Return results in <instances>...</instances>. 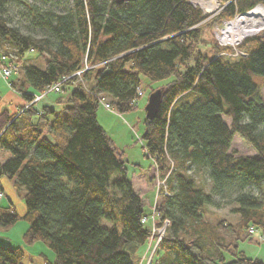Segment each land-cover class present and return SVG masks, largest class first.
Returning <instances> with one entry per match:
<instances>
[{
    "label": "trees",
    "instance_id": "16d2710c",
    "mask_svg": "<svg viewBox=\"0 0 264 264\" xmlns=\"http://www.w3.org/2000/svg\"><path fill=\"white\" fill-rule=\"evenodd\" d=\"M220 2L215 19L264 6ZM12 6L24 31L5 16ZM205 15L189 0H0V42L19 57L42 59L22 66L17 91L26 104L0 111V150L8 153L0 176L12 180L25 207L20 214L12 201L0 204V225L26 220L23 240L54 251L44 264H138L133 253L151 234L142 194L153 189L155 171L128 175L96 108L102 94L118 112L134 108L141 75L172 76L159 87V109L145 117L141 135L165 181L153 207L156 224L166 220L153 264H264L238 247L251 235L248 226L264 233V32L235 46L244 55L220 53L233 50L226 44L207 54L198 50ZM85 65L86 84L75 74ZM60 80L63 106L27 105L34 91ZM234 134L253 154L236 152ZM189 170L209 179V191ZM222 203L237 222L203 214ZM226 236L234 237L228 247ZM23 256L21 246L0 243V264H23Z\"/></svg>",
    "mask_w": 264,
    "mask_h": 264
},
{
    "label": "rangeland",
    "instance_id": "374dc122",
    "mask_svg": "<svg viewBox=\"0 0 264 264\" xmlns=\"http://www.w3.org/2000/svg\"><path fill=\"white\" fill-rule=\"evenodd\" d=\"M193 5L201 8L203 12L206 14L202 22H204L201 26L202 34L200 37V42L198 43V50L201 52H205L207 54H213L215 52L216 45L219 44L220 46L229 45L232 51L235 49H239L235 47L245 36L249 35H262L264 32V23L260 25V27L254 32L249 33L243 36L234 42H229L227 40L222 39L223 34V25L225 22L233 20L236 17H239L241 14H235L231 18H222V19H215L217 18V14L221 11L222 3L220 0L216 7L211 8V10H207L206 8L202 7L201 4L197 3L195 0H189ZM53 6L57 9H61L63 3L57 4V6ZM17 7H10L7 15H5L8 20L9 24L20 26L21 30L24 31V26L22 24L23 20L20 19V16L17 14ZM231 51V52H232ZM228 51H222L220 53L228 55ZM29 58V59H28ZM13 62L15 65V72L12 71L8 76L4 75L3 71L1 70L4 68V64L9 65ZM31 64L34 63L38 66L42 65V59L36 58L33 52L26 53L25 55H21L20 57L16 54V49L13 48L12 45L9 43L0 42V111L2 109H6L9 113L18 112L21 109V106L26 103L23 96H21L20 92L17 91V87L21 83L22 79V66L23 64ZM89 67L88 65H86ZM86 67V68H87ZM85 70V67L82 69ZM81 72V71H80ZM82 74V73H81ZM80 82L85 83L84 77L79 75ZM78 76V77H79ZM141 83L140 87L138 88L139 92L137 93V100L136 105L134 108L124 111L118 112L113 106L109 103L110 99L105 94H102V98L104 101L109 103V109L104 108L103 104L99 101L96 110V119L99 121L102 128L106 131L108 137L113 141V144L118 149V151L122 152V158L126 161L127 165V172L129 176H132L133 173H140L143 170L148 169L150 166H153V171H155V183L151 184L153 189H149L142 194L145 203V211H147L146 219L144 220V224L150 226L151 234L150 237L147 239L150 252L149 255L146 257L142 263L138 260L139 254H142L144 245H139L136 249L135 253H133V258L138 261V264H151L149 263L152 261L155 263L156 257L154 256V249L155 245L157 244L158 239L161 237V234L165 228V221L161 224H156L157 217L154 213L153 207L156 205V197H157V189L159 185H164V178L159 175V172L156 168L155 161L146 155V149L144 147V139L141 138V135L144 131V119H145V109L146 103L149 98V94L152 90L158 89L166 83L168 80L172 78H163L161 80H149L145 75H141ZM261 77L259 75L254 76V80L261 81ZM86 84V83H85ZM89 89V88H88ZM28 90L33 91L31 87H28ZM261 95L264 99V81L261 82ZM67 94V91H47L38 92L34 91L33 98L38 96L35 99L34 103L36 106H42L45 103L55 106L61 107L65 104L64 98ZM61 97L63 101L56 102V98ZM28 104V103H27ZM232 147L236 150L237 153L242 154H253V149L251 146L247 145L243 139L237 134H234L232 142ZM8 153L5 150H0V161L3 158L7 157ZM188 173H192L191 175L194 177L196 184H200L204 187L205 190L209 191L210 181L206 178L205 175L198 174V172H194L193 170H189ZM0 181L2 183V197L0 198V204L5 205L9 202V199L12 200L14 209L17 210L20 214L24 213V201L22 198V193L19 192L14 186L12 185V180L9 177L0 176ZM9 198V199H8ZM230 205L222 203L220 206H206L204 209L203 214L206 216L208 220H221L227 222H237L238 215L234 212H230L229 210ZM156 216V217H155ZM27 226L26 220L19 218L17 222L12 225L2 226L0 225V243L2 244H10V245H19L21 246L24 256L22 258L23 264H44V259L51 261L54 258V251L49 249L47 244L42 240H36L31 243H27L23 240L22 234L24 229ZM249 228V226H248ZM248 228L246 229L248 231ZM255 229L254 233H250V237H244L241 240H238V247L245 252L247 256L251 258H258L264 263V233L260 230ZM228 237V236H226ZM234 237L226 238L227 247L228 245H232L230 241L233 242ZM230 240V241H229ZM154 254V255H153ZM148 258V260H147Z\"/></svg>",
    "mask_w": 264,
    "mask_h": 264
},
{
    "label": "bare ground",
    "instance_id": "6f19581e",
    "mask_svg": "<svg viewBox=\"0 0 264 264\" xmlns=\"http://www.w3.org/2000/svg\"><path fill=\"white\" fill-rule=\"evenodd\" d=\"M207 10L217 6V0H195ZM264 23V7L256 5L239 17L227 21L223 25L222 39L234 42L246 34L254 33Z\"/></svg>",
    "mask_w": 264,
    "mask_h": 264
},
{
    "label": "built area",
    "instance_id": "2783aa9c",
    "mask_svg": "<svg viewBox=\"0 0 264 264\" xmlns=\"http://www.w3.org/2000/svg\"><path fill=\"white\" fill-rule=\"evenodd\" d=\"M229 54L235 56L236 54H242V55H244L245 53H244V51H242V50L235 49L234 52H231V53H229ZM4 66H5V67L1 69V70L3 71V73H4V75H7V76H8L12 71L15 72V70H16V69H15V65L13 64V62H12L11 64H9V65H6V63H5ZM86 67H87V66L85 65V68H86ZM80 71H82V69L77 70V71L75 72V74H77V76L81 75V72H80ZM65 78H66V77H65ZM79 78L81 79L80 76H79ZM63 80H64V79H63ZM63 80H60V81H58V82H54L52 85H49V86L43 88V91L45 92V91H47L48 89H50V91H60V90H61V89H60V87H61V83H62ZM78 80H79V79H78ZM43 91H41V93H42ZM138 92H139V90H137V93H138ZM37 98H38V96L32 98L31 102H28L27 105L33 104V102H35L34 100L37 99ZM99 101L103 104L104 108L109 109V103L105 102V101H104V98H102V97L100 96V97H99ZM1 197H2V191L0 190V198H1ZM145 219H146V218L143 217V218H142V221H144ZM165 223H166V221H165ZM248 231H250L251 233H254L255 229H253V227L250 226V227L248 228Z\"/></svg>",
    "mask_w": 264,
    "mask_h": 264
},
{
    "label": "water",
    "instance_id": "95a60500",
    "mask_svg": "<svg viewBox=\"0 0 264 264\" xmlns=\"http://www.w3.org/2000/svg\"><path fill=\"white\" fill-rule=\"evenodd\" d=\"M116 1L118 3L125 2V0H116ZM259 5L263 6L262 4H259ZM245 12H247V11H245ZM244 13H242V14H244ZM160 94H161V90L159 88L151 91V93L149 94L150 96H149L148 101L145 105L146 106L145 117H147L148 119H152V117L156 114V112L159 109L158 105H159V101L161 98Z\"/></svg>",
    "mask_w": 264,
    "mask_h": 264
},
{
    "label": "crops",
    "instance_id": "0c3cea01",
    "mask_svg": "<svg viewBox=\"0 0 264 264\" xmlns=\"http://www.w3.org/2000/svg\"><path fill=\"white\" fill-rule=\"evenodd\" d=\"M26 104V103H25ZM250 154H252V153H250ZM249 154V155H250ZM1 182V181H0ZM13 185V184H12ZM1 186H2V183H1ZM3 187V186H2ZM3 191H4V189H3ZM9 199V198H8ZM9 201H12L11 199H9ZM10 245V244H9ZM141 245H144V247L142 248L143 249V252H142V254H139V262L140 263H142L144 260H146V257L149 255V251H148V249H149V246H147L148 245V241L147 242H145L144 244H141ZM147 260H148V258H147ZM45 263V262H44ZM34 264H37V262H34Z\"/></svg>",
    "mask_w": 264,
    "mask_h": 264
}]
</instances>
